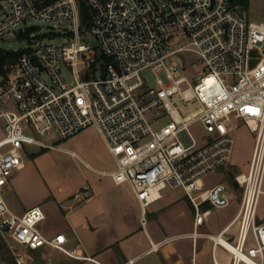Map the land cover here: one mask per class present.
I'll return each instance as SVG.
<instances>
[{"label": "built area", "instance_id": "built-area-1", "mask_svg": "<svg viewBox=\"0 0 264 264\" xmlns=\"http://www.w3.org/2000/svg\"><path fill=\"white\" fill-rule=\"evenodd\" d=\"M82 1L89 13L84 31L80 0H0V38L30 37L28 23H71L58 32L71 34L67 44H45L36 36L22 50L0 48V236L12 258L0 264H29L24 248L44 246L88 258L70 252L65 235L42 232V207L18 214L4 193L12 173L24 168L27 147L46 145L38 137L68 139L91 126L116 160L115 170L103 174L130 185L143 221L146 208L167 189L185 192L195 235L212 208L238 201L231 221L206 235L230 254V264H264V22L241 17L231 0ZM175 36L185 42L169 50ZM12 52L18 55L12 58ZM183 52L199 57L195 79L182 72L185 66L169 62ZM147 68L156 73V86H145ZM164 116L169 121L160 126ZM194 124L203 127L199 138L190 131ZM241 124L255 134L248 172H229L230 187L208 185L204 177L231 162ZM214 261L219 264L215 254Z\"/></svg>", "mask_w": 264, "mask_h": 264}, {"label": "crops", "instance_id": "crops-1", "mask_svg": "<svg viewBox=\"0 0 264 264\" xmlns=\"http://www.w3.org/2000/svg\"><path fill=\"white\" fill-rule=\"evenodd\" d=\"M24 162V168L12 174L9 191L5 189L9 206L18 214L42 207V232L48 237L65 235L70 252L88 257L75 259L44 246L29 250V264H215L214 254L219 264H230V254L215 248L206 234L219 233L231 220L217 232L201 231V226L195 235L193 208L182 189L165 190L146 208L143 221V208L130 185H118L103 174L115 168L100 171L106 178L97 183L62 194L34 161ZM234 232H229L230 239ZM206 241L212 243L211 250ZM29 254L36 256L35 262Z\"/></svg>", "mask_w": 264, "mask_h": 264}, {"label": "rangeland", "instance_id": "rangeland-1", "mask_svg": "<svg viewBox=\"0 0 264 264\" xmlns=\"http://www.w3.org/2000/svg\"><path fill=\"white\" fill-rule=\"evenodd\" d=\"M244 16L249 21L264 22V0H249L244 10ZM70 24L71 23L68 21L59 22L57 26H55L54 23H28L27 26L31 28L32 33L30 37L28 32L24 33L21 37H18L15 33L6 34L0 38V48L14 51L22 50L31 44L33 39L39 37L44 40L45 44H67L71 41V34L63 36L58 32L61 28L70 29L68 27ZM85 26H87V23L82 20V31H84ZM83 36L87 39L89 33L83 32ZM184 42L182 38L175 36L168 43L169 50L179 48ZM95 52H97V49H95ZM198 59L199 57L195 53L183 52L171 56L169 62H175L185 66L182 72L190 79H195L197 74L201 72ZM62 69L67 82L72 84L73 75L71 71L65 66H63ZM142 78L146 87L157 85V75L151 68L142 71ZM168 121L169 117L164 116L159 124L162 126ZM190 131L196 138H199L204 132L203 127L198 124L191 125ZM38 138L46 145L28 146L24 158L34 161L35 165L49 177V181L57 184V187H60L62 194L67 191H72V189L79 185L97 183L99 180L106 178V176L101 175L100 171L116 168L115 158L109 152L103 137L93 126L84 129L68 139L60 140L53 135ZM181 139L186 143L189 141L186 135H181ZM254 141L255 134L251 132L245 124H241L235 131V145L231 162L206 175L204 181L208 185L222 183L230 187L231 178L229 172L234 174L248 172ZM10 179L5 185L7 192L10 188ZM237 203L238 201H235V203H232L228 208L222 211L218 208H212L208 220L201 228V231H219V229L226 225L234 217L235 213H237ZM263 210L264 195L260 198V213H262ZM206 244H209L208 248L211 250L212 243L206 241ZM24 250L28 255L29 249L24 248ZM29 255L35 262L36 256L33 254ZM9 256H11L10 252ZM1 262L9 263L4 261Z\"/></svg>", "mask_w": 264, "mask_h": 264}, {"label": "trees", "instance_id": "trees-1", "mask_svg": "<svg viewBox=\"0 0 264 264\" xmlns=\"http://www.w3.org/2000/svg\"><path fill=\"white\" fill-rule=\"evenodd\" d=\"M249 0H231V3L234 6H243L244 10L248 4ZM80 5H81V12H82V18L83 22L87 23L88 18H89V13L87 11V7L85 6L84 2L80 0ZM18 55L17 52H12L9 53V56L12 58H15ZM0 260L4 262H10L12 260L11 256H9V250L7 248V244L5 241L2 239L0 236Z\"/></svg>", "mask_w": 264, "mask_h": 264}, {"label": "water", "instance_id": "water-1", "mask_svg": "<svg viewBox=\"0 0 264 264\" xmlns=\"http://www.w3.org/2000/svg\"><path fill=\"white\" fill-rule=\"evenodd\" d=\"M237 11H238V14H239L241 17H244V7H243V6H239ZM21 31H22V30L19 31V35L21 34ZM92 44H93L94 46H98V43H97L96 41H94V40H92ZM234 184H235V186H237L236 183H234Z\"/></svg>", "mask_w": 264, "mask_h": 264}, {"label": "bare ground", "instance_id": "bare-ground-1", "mask_svg": "<svg viewBox=\"0 0 264 264\" xmlns=\"http://www.w3.org/2000/svg\"><path fill=\"white\" fill-rule=\"evenodd\" d=\"M220 240H221V242H222L225 246H227L229 249H231V250H233V251L236 252V248H235V246H234L233 244H231L230 242H228V241L226 240V238L222 237V238H220Z\"/></svg>", "mask_w": 264, "mask_h": 264}, {"label": "snow or ice", "instance_id": "snow-or-ice-1", "mask_svg": "<svg viewBox=\"0 0 264 264\" xmlns=\"http://www.w3.org/2000/svg\"><path fill=\"white\" fill-rule=\"evenodd\" d=\"M249 111H255L254 109H249Z\"/></svg>", "mask_w": 264, "mask_h": 264}]
</instances>
